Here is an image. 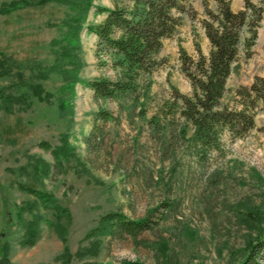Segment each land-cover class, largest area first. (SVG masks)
Listing matches in <instances>:
<instances>
[{"label":"rangeland","instance_id":"rangeland-1","mask_svg":"<svg viewBox=\"0 0 264 264\" xmlns=\"http://www.w3.org/2000/svg\"><path fill=\"white\" fill-rule=\"evenodd\" d=\"M10 1L15 0H0V9ZM206 1L214 11L215 1ZM231 1L243 7V0ZM190 3L196 16H183L175 35L163 40L157 69L139 74L133 90L104 101L94 99L83 83L116 80L119 72L109 64L99 66L93 34L80 32L76 67L57 57L61 48L53 42L66 34L64 22L74 14L67 4L0 12V61L24 65V77L52 95L40 101L29 95V104L15 105L11 113L0 101V239L8 246L11 264H236L264 231V114L256 116V128L245 138L230 141L225 135L220 151L206 156L192 141V126L180 116L181 101L174 93L190 97L191 87L180 72L179 48L194 59L195 44L204 56L210 49L200 24L205 18L201 2ZM92 4L112 8L113 0ZM93 11L87 12L84 26L102 21ZM247 36L244 30L224 103L239 86V77H251L243 54ZM55 65L61 72L76 71L82 83L74 84L72 95L68 80L50 71ZM40 70L46 79L36 77ZM15 72L0 74L5 94L17 93ZM57 97L67 100L68 114H59ZM100 109L113 120L96 121ZM64 139L72 153L57 161L51 150ZM43 165L47 175L39 172ZM28 204L34 210L25 211L23 218L40 219L39 238L31 246L23 245L24 231L15 215ZM110 213L130 220L149 216L151 229L134 238L102 234L96 228Z\"/></svg>","mask_w":264,"mask_h":264},{"label":"trees","instance_id":"trees-1","mask_svg":"<svg viewBox=\"0 0 264 264\" xmlns=\"http://www.w3.org/2000/svg\"><path fill=\"white\" fill-rule=\"evenodd\" d=\"M203 7L205 18L201 27L209 43L208 56L201 53L200 47L195 44L196 59L192 58L182 48H179L180 72L188 80L191 87V96H182L174 93L181 101L180 116L190 123L193 128L192 141L198 152L206 156L212 152L220 151L222 138L227 135L230 141L245 138L256 128L255 118L264 113V78L254 77L249 86H238L231 99L224 103L223 98L227 92L226 84L239 54L241 34L245 30L248 36L243 40V54L247 59L252 55V47L257 39V30L263 17L264 0H243V8L233 12L230 8L231 0H214L215 10L208 8L206 0H199ZM51 2L67 4L73 15L65 20L66 34L61 40L53 42L61 48L57 54L62 60L74 62L79 34L85 29L87 33L97 38L96 56L99 66L109 64L113 70H118V79L111 80L100 77L85 84L93 92L96 100H114L119 95L135 88L139 74H150L160 65L157 59L163 40L175 35L181 26L182 17L192 20L196 16L190 0H113V7L94 6L92 0H15L2 5L0 12L10 14L13 11L25 9L30 6H43ZM93 9L95 16H103L97 25H86L87 12ZM65 42V43H64ZM65 45H64V44ZM107 57V60L103 59ZM61 61H58L57 64ZM24 65L17 64L6 58L0 61V74L9 75L16 70L17 82L14 83L16 94L4 93L0 90V101L3 109L11 113L15 105H27L28 96L39 101L43 96L50 98L43 87L34 83L32 78L24 77ZM57 71L68 80L71 95L74 84L80 82L76 71H60L59 65L50 68ZM38 79H46L47 73L42 70L36 74ZM82 83V82H80ZM65 88V90H66ZM61 92V90H60ZM62 94H64L62 89ZM43 97V98H42ZM58 110L61 116L68 113L67 100L57 97ZM96 121L113 120L111 114L103 109L94 115ZM40 147L50 150L47 143ZM58 161L59 156L66 158L71 155L72 149L67 145L66 139L61 147L51 150ZM37 169L36 166L32 167ZM23 170H25L23 168ZM39 172L48 174V167L43 165ZM0 190L2 188L0 187ZM26 192L37 195L43 202L50 199L31 189L24 188ZM5 200V199H4ZM31 204L19 207L16 219L23 228V245L31 246L39 238L40 219L36 215L27 221L23 218L25 211L32 212ZM10 222V212L6 213ZM151 220L148 217L142 220H130L124 215L110 213L103 216L96 228L102 234H124L137 237L139 234L151 229ZM0 264H11L8 260V246L0 239ZM100 264V263H82ZM117 264H146L141 261H124ZM204 264V263H197ZM236 264H264V231L260 232L245 249L244 258Z\"/></svg>","mask_w":264,"mask_h":264},{"label":"crops","instance_id":"crops-1","mask_svg":"<svg viewBox=\"0 0 264 264\" xmlns=\"http://www.w3.org/2000/svg\"><path fill=\"white\" fill-rule=\"evenodd\" d=\"M252 2L256 3L257 0L256 1L252 0ZM230 8L233 12H236L241 10L243 7L241 3L234 5L233 1H231ZM185 19L187 20V18ZM251 51H252V55L249 58H247L248 67L250 68V71L252 73L251 77H249L248 80H244L241 77H239V79L237 80L239 86L240 85L249 86L252 83L253 78L256 76L264 78V3H263V17L260 26L257 30L256 42L252 47ZM240 72H242V70H240ZM228 82L229 79L227 80V84H226L227 88H228L227 86Z\"/></svg>","mask_w":264,"mask_h":264}]
</instances>
